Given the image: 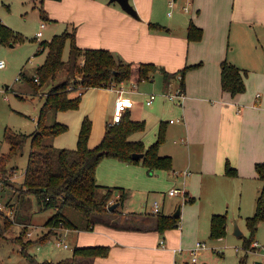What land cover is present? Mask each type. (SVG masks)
I'll use <instances>...</instances> for the list:
<instances>
[{
  "label": "crops",
  "instance_id": "0c3cea01",
  "mask_svg": "<svg viewBox=\"0 0 264 264\" xmlns=\"http://www.w3.org/2000/svg\"><path fill=\"white\" fill-rule=\"evenodd\" d=\"M130 2L138 19L110 0H43L40 4L47 11L50 24L64 25V31L76 30L77 45L83 50H109L128 63H152L170 74L191 67L184 78L186 99L176 105L161 96L156 104L147 106L140 84L132 81L118 87L89 89L82 96L78 115L73 110L57 115V122L70 130L73 124L75 141L64 148H77L76 138L86 117L93 123L89 147L101 142L112 119L118 91L125 85L127 96L134 103L127 115L146 124L145 130L130 135V141L142 142L145 147L153 145L164 123L165 140L159 154L173 160L170 183L178 185L181 174L185 179L194 175L195 182L213 188L209 191L212 196L229 198L234 203L247 202L248 206L255 199L257 202L264 185L255 171V165L264 162V0H194L188 14L177 4V8L181 7L173 16L175 19L163 14L162 0ZM191 22L203 31L199 41L188 39ZM151 24L164 26L169 32L154 30ZM225 60L245 71V92L235 97L222 91L221 64ZM156 78L162 82L163 93L169 90L160 72L150 81ZM68 115L69 123L66 119L63 120L67 123L61 121L62 116L68 119ZM108 115L111 118L106 119ZM57 139L55 147L61 146L56 145ZM227 162L237 170L236 177L225 174ZM137 169L107 158L97 168V183L122 188L129 198V190L150 187V179L137 176ZM118 195L115 193V198ZM123 208H118L116 217H97L91 231L60 230L55 235L56 244L67 237L68 243L61 239L58 247L70 252L50 261L73 256L75 248L108 246V256L80 258L77 264L199 263V259L197 263L192 261L190 250L194 246L185 243L181 222L178 228L161 233L156 230L154 205L150 215ZM177 210L178 207L173 214H167L161 205L159 213L170 216ZM204 224L199 218L198 228H204Z\"/></svg>",
  "mask_w": 264,
  "mask_h": 264
},
{
  "label": "trees",
  "instance_id": "16d2710c",
  "mask_svg": "<svg viewBox=\"0 0 264 264\" xmlns=\"http://www.w3.org/2000/svg\"><path fill=\"white\" fill-rule=\"evenodd\" d=\"M39 12L44 22L51 21L43 6L40 7ZM150 27L154 30L169 32V29L157 24H151ZM187 36L189 41H199L203 31L191 22ZM0 38L5 43L24 40L20 34L2 24L1 21ZM68 41L70 42L69 58L65 61L63 52ZM40 47L41 53L47 50L45 63L38 68V77L28 80L36 88L35 92L48 81H54L60 71L67 73V80L47 93L40 110L36 132L27 135L10 128L6 129L5 141L10 148L8 153L0 157V177L6 175L9 163L16 156L22 155L25 146L29 143L31 152L23 190L25 195H34L43 205L44 210H53L54 214L44 223L48 229L46 234L27 242L19 236L13 243L20 245V252L31 264H77L80 258L93 259L108 256L110 247L75 248L73 256L58 262L38 261L30 255L28 249L34 244L48 241L60 229L91 231L97 217L118 214V208L124 207L128 198L124 189L101 186L97 183L96 174L100 162L113 158L127 164H139L143 160L144 166L152 174L157 169L172 170L173 160L169 156L159 154V147L165 140L164 123L161 125L157 141L145 147L142 142L129 140L133 133L145 130V122L131 120L127 114L119 124L113 126L108 124L103 139L94 148L89 147L93 123L87 117L82 123L77 148H57L53 140L66 133L69 128L66 124L55 120L56 114L79 109L82 96L89 89L118 87L130 81L140 84L150 81L157 72L162 74L168 87L176 83L184 91L185 74L191 67L170 74L163 67L152 63H128L109 50H83L77 45L75 29L72 32L66 30L60 35H55L49 42H41ZM244 75L245 71L225 60L221 64L222 91L233 97L244 93L246 89ZM178 76L182 77L180 81L177 80ZM36 79L39 81L38 84ZM134 154H144V157L135 160ZM255 171L258 179L264 184V162L257 163ZM225 174L236 177L238 172L227 162ZM115 193L119 194L117 198ZM112 200L113 203L110 204ZM115 204H118V208L110 211V207ZM69 209L81 215L78 221L66 214ZM156 219V230L164 233L180 226L181 215L165 216L158 213ZM261 223H264V186L257 199L254 215L247 218V227L251 236L245 238L240 235L244 239L243 249L246 253L255 250L252 243H255L254 235ZM226 225L225 215L214 214L211 219V239L222 238L226 232ZM9 227L7 226L6 229ZM2 237L4 236L1 234L0 238Z\"/></svg>",
  "mask_w": 264,
  "mask_h": 264
},
{
  "label": "rangeland",
  "instance_id": "374dc122",
  "mask_svg": "<svg viewBox=\"0 0 264 264\" xmlns=\"http://www.w3.org/2000/svg\"><path fill=\"white\" fill-rule=\"evenodd\" d=\"M42 1L0 0L1 23L20 34L24 39L15 43H5L0 38V61L6 63V68L0 70V157L2 154L8 153L10 148L5 141L6 129L10 128L27 135L36 132L40 110L46 100L47 93L67 80V73L60 71L54 81H48L36 92L34 85L28 82L29 79L38 77V68L45 63L47 57V50L43 53L40 52V43L49 42L55 35L64 32V25L50 24V22H44L41 19L39 9ZM182 3H184L183 0L178 1V5H183ZM161 5L160 9L163 14L167 13L168 15L167 11L170 10L168 0L167 2L162 0ZM179 7L174 9L173 16H177ZM183 13L190 12L183 11ZM42 23L45 24L43 30L41 29ZM39 31L43 33L40 38L37 37ZM69 51L70 42L68 41L64 48L63 60H68ZM36 83L38 84L39 81ZM139 89L145 95L142 97L144 102L147 94L161 95L163 93L162 82L159 78H156L154 82L140 83ZM160 99L162 98L158 97L156 101L158 102ZM73 111H75L74 114H79L78 109ZM64 112L68 111L59 113ZM57 115L56 121H58ZM110 116H112V112ZM110 116H106V119L111 118ZM63 119H66L68 123L71 120L69 115L68 119L66 116L61 117V121L64 122ZM71 127V130L68 127L67 134H61L60 137L57 136L58 139L57 137L54 139H57L56 145H61L58 147H71L69 145L75 141L73 124ZM77 139L78 136L76 145ZM30 152L31 146L28 143L23 154L16 156L9 163L6 175L0 177V206L3 208L0 210V235L4 236L0 238V264H31L20 252V245L13 243L14 239L20 236L19 238L24 242L34 241L46 234L48 229L44 223L54 214L53 210H44L43 205L34 195H25L23 190ZM130 165L138 167L137 176H144L146 180L150 179V187L137 186L133 190H129V198L125 203L124 210L150 215L153 212L154 203L158 202L160 205H164L167 214L169 212L173 214L180 206L181 224L186 234L185 243L194 246L197 242H206L208 246L206 250L202 251L198 264H264V223L259 225L254 235L257 248H255L254 242L252 247L255 250L246 253L243 249L244 239L235 234L236 228H238L242 236L250 238L247 218L255 213L256 199L249 204L250 206L247 202L243 203L242 201L234 203L229 198L215 197V194L212 196L209 191L213 188L201 181L199 184L195 182L194 175L185 179V176L181 174L179 184L175 185L172 184L173 179L168 178L171 170L157 169L150 174L144 166L143 160L139 164ZM176 187L185 190L186 195L170 197V190ZM66 214L76 221L81 216L70 209ZM213 214L227 217L225 235L216 240L210 237ZM116 215L114 216L116 217ZM199 218L205 222L204 228H198ZM7 226H10L9 229H6ZM60 230H57L48 241L32 245L28 249L30 255L38 261H50L61 255H67L70 250L60 248L56 244L55 235ZM61 239L68 243L67 237Z\"/></svg>",
  "mask_w": 264,
  "mask_h": 264
},
{
  "label": "built area",
  "instance_id": "2783aa9c",
  "mask_svg": "<svg viewBox=\"0 0 264 264\" xmlns=\"http://www.w3.org/2000/svg\"><path fill=\"white\" fill-rule=\"evenodd\" d=\"M179 0H168V7H169V11H168V16L172 17L173 16V11L176 8L177 4H178ZM184 3L182 5V10L186 13L191 11V4L193 3L194 0H183ZM41 29H45V24L42 23L41 24ZM43 36L42 31H39L37 33V37L40 38ZM6 68V63L4 61H0V70ZM182 77L178 76L177 80H181ZM36 81L38 82V80L36 79ZM124 84V83H123ZM172 87V88H171ZM164 97L167 101H170L176 105H182V103H184L185 99H186V95L185 92L182 91L179 86L175 83L171 84L169 87V90L165 91V93L158 95V94H149L145 100V103L147 106H151L152 104H154V102L157 100L158 97ZM134 107V103L133 101L130 99L129 96H127V89L125 85H122L121 88L118 91V97L115 100V104H114V111H113V115H112V119L109 122V125L113 126L116 124H119L120 122H122L124 116L127 114V112L132 109ZM170 196H180V195H186V192L175 188L170 190L169 192ZM113 202H110V204H112ZM3 208L0 206V210H2ZM161 209V205L158 202H155L154 204V214H158L159 211ZM62 245V240L60 239L58 241V246ZM161 246H165V241L162 240L161 241ZM254 246L257 247V244L254 243ZM65 248H67V245L65 246ZM208 248L207 244L205 242H197L193 248H191L190 252L192 255V261L194 263L198 262V259L200 257V254L202 251L206 250Z\"/></svg>",
  "mask_w": 264,
  "mask_h": 264
},
{
  "label": "water",
  "instance_id": "95a60500",
  "mask_svg": "<svg viewBox=\"0 0 264 264\" xmlns=\"http://www.w3.org/2000/svg\"><path fill=\"white\" fill-rule=\"evenodd\" d=\"M110 3H117L121 9L123 11H125L127 14L131 15L132 17L138 19L139 16H138V12L136 11V9L134 8V6L131 4L130 0H110ZM144 157V154H134L133 158L135 160H139L141 158ZM118 207V204H115L113 206L110 207V211H113L115 208ZM176 216H179L181 215V209H180V206L177 210V212L175 213ZM241 232L239 231V229L237 228L236 229V235H240Z\"/></svg>",
  "mask_w": 264,
  "mask_h": 264
}]
</instances>
